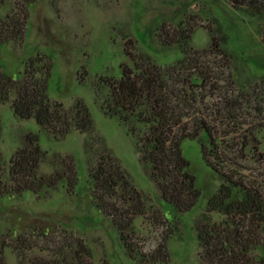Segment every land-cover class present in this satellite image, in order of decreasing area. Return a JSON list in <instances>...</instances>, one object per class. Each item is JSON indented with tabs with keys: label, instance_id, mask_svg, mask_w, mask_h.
I'll return each instance as SVG.
<instances>
[{
	"label": "trees",
	"instance_id": "obj_1",
	"mask_svg": "<svg viewBox=\"0 0 264 264\" xmlns=\"http://www.w3.org/2000/svg\"><path fill=\"white\" fill-rule=\"evenodd\" d=\"M32 1L13 0L0 15V45L23 43ZM234 1L264 7V0ZM8 2L0 0V7ZM195 28L189 20L175 28L162 25V41L178 43L183 56L161 66L148 53L128 52L133 64L121 63L120 78L100 76L97 101L106 115L117 116L134 136L140 160L161 196L179 211L192 208L201 196L182 151L185 139L200 140L220 184L197 220L200 262L195 264H264V74L252 72L246 55L231 49L221 23L209 28L211 40L205 48L193 46ZM51 72L52 62L43 54L29 57L19 78L5 72L0 62V103L10 101L17 117H34L56 139L73 128L92 131L93 117L84 101L66 107L50 98ZM103 87L108 89L105 96ZM95 143L86 140L84 146L95 206L117 227L131 258L143 263L169 261V235L153 250L138 247L134 235L137 216L148 217L152 209L153 222L163 223V209L138 189L102 139L96 136ZM46 154L33 131L24 135L23 145L9 161L0 151V195L31 190L41 196L63 179L73 193L78 179L74 158L62 157V167L46 174L40 172ZM214 211L222 217L214 219ZM7 246L0 238V264H8ZM17 256L18 264H92L82 242L61 259L29 257L22 251Z\"/></svg>",
	"mask_w": 264,
	"mask_h": 264
},
{
	"label": "rangeland",
	"instance_id": "obj_2",
	"mask_svg": "<svg viewBox=\"0 0 264 264\" xmlns=\"http://www.w3.org/2000/svg\"><path fill=\"white\" fill-rule=\"evenodd\" d=\"M13 0L0 7L4 15ZM28 24L22 44L0 45L1 66L19 78L31 56L43 54L52 62L48 93L51 99L71 107L80 99L88 106L94 122L90 132L72 129L62 138H54L34 117L19 118L10 101L0 103V151L9 161L23 145L24 135L39 134L47 152L40 172L60 169L61 158L71 155L76 164L77 184L68 190L63 179L56 188L41 196L31 190L20 195H0V238L8 264H18L17 252L29 257L61 259L74 252L82 242L92 264H195L200 262L197 220L205 212L209 198L217 191L220 178L206 161L199 139L182 142L183 155L190 162L201 190L198 202L189 210L179 211L166 201L140 160L134 136L117 116L106 115L97 101L100 76L120 78L121 63L133 64L128 52L148 53L159 65L179 60L183 51L178 43L165 44L162 25L175 28L181 21L195 25L192 44L205 48L210 43L209 28L221 23L229 36V46L243 52L250 70L264 74V7H248L234 0H33L28 7ZM108 89L102 88L105 96ZM102 139L116 156L135 185L163 209L166 219L156 224L152 209L148 217L137 216L134 235L138 247L155 249L166 235L170 251L167 262L143 263L126 252L117 227L94 204L93 183L85 152L86 140L94 144ZM214 219L222 215L214 211ZM73 254V253H72Z\"/></svg>",
	"mask_w": 264,
	"mask_h": 264
}]
</instances>
